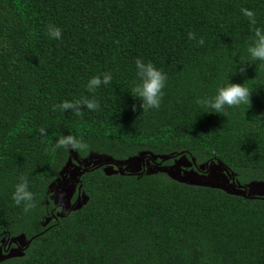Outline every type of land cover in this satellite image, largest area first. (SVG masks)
<instances>
[{"label": "trees", "instance_id": "obj_1", "mask_svg": "<svg viewBox=\"0 0 264 264\" xmlns=\"http://www.w3.org/2000/svg\"><path fill=\"white\" fill-rule=\"evenodd\" d=\"M242 8L264 28V0H0V264H264V196L249 195L264 185V62L239 71L253 34ZM137 57L166 73L159 108L131 95ZM102 73L111 80L89 92ZM229 79L251 103L205 113L197 98ZM82 96L99 107L53 109ZM68 133L85 147L56 148ZM93 155L104 160L79 165ZM143 156L220 165L248 194L133 171ZM73 166L81 203L63 210L51 187ZM21 176L28 213L11 199Z\"/></svg>", "mask_w": 264, "mask_h": 264}, {"label": "clouds", "instance_id": "obj_2", "mask_svg": "<svg viewBox=\"0 0 264 264\" xmlns=\"http://www.w3.org/2000/svg\"><path fill=\"white\" fill-rule=\"evenodd\" d=\"M243 15L248 18L249 24L253 26V34L250 42L246 46L247 59L244 64L239 66V71H245L246 62L261 61L264 62V28L256 26L257 20L255 13L249 8L241 9ZM47 35L52 39L61 38V29L49 24ZM189 38L193 37V33H188ZM203 43V39L199 40ZM135 73L138 82L134 84L131 90V95L140 101L139 107L143 110L159 108L163 96V89L166 82V73L156 67L151 61H145L137 57L134 61ZM111 80L109 73L94 75L87 80L86 88L89 92H94L102 84L106 85ZM251 90L244 83L234 82L229 79V82L220 84L216 87L215 93L212 96L198 97L196 103L207 109L205 113H217L226 115L225 108L239 106L241 104H250ZM99 107L97 100L82 96L78 99L63 100L59 104L54 105L53 109L67 111L69 109L80 114L82 109L96 110ZM133 105V109H135ZM41 135L46 134V129H39ZM56 148H70L71 150H81L85 147L84 143L72 134H62L56 138ZM144 158V156H143ZM146 160V158H145ZM153 160V159H152ZM212 164H205L201 168H207ZM168 172V171H167ZM198 175L202 174L195 171ZM169 173V172H168ZM11 199L16 205H21L25 213L30 212L37 206L35 194L29 188V182L26 177L21 176L18 182L14 185L11 193Z\"/></svg>", "mask_w": 264, "mask_h": 264}, {"label": "rangeland", "instance_id": "obj_3", "mask_svg": "<svg viewBox=\"0 0 264 264\" xmlns=\"http://www.w3.org/2000/svg\"><path fill=\"white\" fill-rule=\"evenodd\" d=\"M104 159L98 155H93L89 159L84 160V161H79V165L81 166H91V164H99L103 161ZM132 164V170L136 172H140L144 169L145 165V160L143 157H139L136 159V161L131 162ZM191 164L186 161L185 159L179 160L176 165L173 167H161L159 165L156 166H149L148 171H156V170H165L170 172L171 174L177 176V177H195L197 178L199 175L197 172L194 170H190ZM72 169L76 170L80 174V167L73 166ZM203 171H207L206 174H202V176L199 177H205L206 180L211 181L215 184L218 185H231L230 187L233 188L232 184L229 183L230 177L229 175L225 172L224 168L220 165H210L207 168H202ZM107 172H114L113 168H107ZM74 174V178L72 180H76L79 175ZM68 180L61 179L57 183H55L51 187V194L52 198L55 199L56 203L58 204H65L66 207L69 208L68 206V200L73 196V191L76 189V183L74 181L67 182ZM249 195H256V196H264V185L263 184H253L249 187ZM84 200V199H83ZM21 244H24L23 240H19ZM19 250H15L12 252V254H19ZM2 257V253L0 251V258Z\"/></svg>", "mask_w": 264, "mask_h": 264}, {"label": "flooded vegetation", "instance_id": "obj_4", "mask_svg": "<svg viewBox=\"0 0 264 264\" xmlns=\"http://www.w3.org/2000/svg\"><path fill=\"white\" fill-rule=\"evenodd\" d=\"M156 166L155 164H154V161H152L151 159H147V160H145V165H144V169H146L147 167H149V166ZM80 172V171H79ZM198 172H200L201 174H206L207 173V171H203V169L202 168H198ZM78 172L76 171V170H74V169H68L67 171H66V173H65V175H64V180H68L67 182H71V181H74L75 183L78 181V178L76 179V180H72L74 177V174H77ZM77 175H79L80 176V174H77ZM230 183V182H229ZM231 184V183H230ZM231 185H228V186H226V187H228V188H230L231 189V187H230ZM75 192H76V189L73 191V196L68 200V206L70 207V208H72V207H76V206H79L80 205V203H81V196H79L78 198H77V200H76V202L75 203H73L72 202V200L74 199L73 197H74V194H75ZM61 207H62V209L64 210L65 208H66V205L65 204H59ZM19 246H21V244H18V247L17 248H10L9 247V249H7V250H9L10 252H11V254H12V252L13 251H15V250H19ZM20 251V250H19Z\"/></svg>", "mask_w": 264, "mask_h": 264}, {"label": "water", "instance_id": "obj_5", "mask_svg": "<svg viewBox=\"0 0 264 264\" xmlns=\"http://www.w3.org/2000/svg\"><path fill=\"white\" fill-rule=\"evenodd\" d=\"M144 160H145V158H144ZM170 173V172H169ZM171 174V173H170ZM174 178H177V179H179V180H181V181H184V182H190V183H192V184H195V185H204V186H211V187H214V186H216V187H220V188H223V189H226V186L225 185H218V184H215V183H213V182H211V181H208V180H206L205 179V177H199V176H201V175H199L197 178H195V177H191V178H189V177H184V178H181V177H177V176H175V175H173V174H171ZM235 192H237V193H239V194H242L243 196H247V194H248V189L245 187L244 189H240V188H235L234 186H233V188H232ZM16 255H19V254H11V255H9V256H16Z\"/></svg>", "mask_w": 264, "mask_h": 264}]
</instances>
